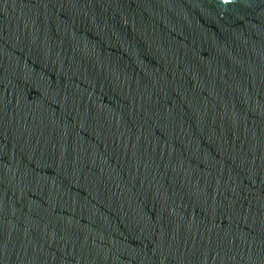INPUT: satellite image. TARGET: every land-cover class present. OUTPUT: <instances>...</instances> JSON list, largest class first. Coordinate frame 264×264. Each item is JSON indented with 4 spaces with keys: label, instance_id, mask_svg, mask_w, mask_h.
Returning a JSON list of instances; mask_svg holds the SVG:
<instances>
[{
    "label": "water",
    "instance_id": "95a60500",
    "mask_svg": "<svg viewBox=\"0 0 264 264\" xmlns=\"http://www.w3.org/2000/svg\"><path fill=\"white\" fill-rule=\"evenodd\" d=\"M0 264H264V0H0Z\"/></svg>",
    "mask_w": 264,
    "mask_h": 264
}]
</instances>
